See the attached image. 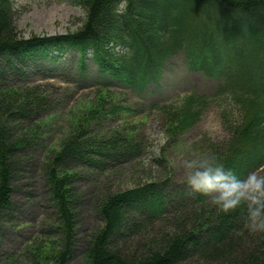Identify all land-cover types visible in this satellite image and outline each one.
Wrapping results in <instances>:
<instances>
[{"label":"trees","instance_id":"1","mask_svg":"<svg viewBox=\"0 0 264 264\" xmlns=\"http://www.w3.org/2000/svg\"><path fill=\"white\" fill-rule=\"evenodd\" d=\"M75 1L86 13L77 31L23 38L13 26L12 0H0V225L15 227L21 207L12 198L27 189L20 185L29 174L39 172L46 196L38 228L5 264H264V235L243 229L244 205L225 214L196 192L189 201L180 192L170 203L165 184L147 180L92 199L98 221L86 229L77 185L138 160V135L126 128L144 117L116 88L143 92L179 53L188 70L219 82L209 94L150 106L166 118L168 135L178 137L213 99L227 97L237 117L223 115L229 139L211 145L208 155L241 176L262 172L264 0ZM66 51L77 54L80 80L87 61L93 63L96 89L69 117L57 144L37 157L39 117L53 109L52 101L38 85L11 86L5 79L28 66L52 65Z\"/></svg>","mask_w":264,"mask_h":264},{"label":"rangeland","instance_id":"2","mask_svg":"<svg viewBox=\"0 0 264 264\" xmlns=\"http://www.w3.org/2000/svg\"><path fill=\"white\" fill-rule=\"evenodd\" d=\"M12 4L13 26L23 38L73 33L85 21V9L75 0H12ZM115 52H123V49L116 48ZM76 66L77 54L66 51L52 65L47 62L40 69L28 66L14 71L5 79L11 86L38 85L52 101L53 109L39 117L44 125L35 152L37 157H42L43 150L57 144L69 124V117L94 95L97 72L93 63L87 61L88 71L81 80L75 75ZM43 74L53 75L45 77ZM218 82L200 72L188 70L184 55L179 53L165 63L159 81L150 83L143 92L116 88L119 92H115L123 102L129 103L144 117L141 118L142 123L138 121L139 124L134 127L126 128L138 135L139 157L137 161L116 167L101 178L89 176L77 182L85 199L82 212L84 228L98 221L92 199L106 191L125 190L150 180L165 184V192L172 200L170 203L176 202L180 192L186 193L187 201L193 198L191 194L194 192L185 182L184 162L208 155L211 145H224L229 139V131L223 118L225 116L233 121L237 117V109L227 97H217L205 107L195 125L178 137L171 138L166 130V118L161 111L150 106L177 103L189 93L209 94ZM117 124L114 123V126ZM35 173L29 174L23 186L20 185V189L28 185L27 189L13 195L12 199L21 207L15 217V227L0 225V264H5L11 256L21 251L45 213L44 182L39 172ZM255 173L264 175V170ZM104 178L107 179L102 181ZM27 190L32 196L26 193Z\"/></svg>","mask_w":264,"mask_h":264},{"label":"clouds","instance_id":"3","mask_svg":"<svg viewBox=\"0 0 264 264\" xmlns=\"http://www.w3.org/2000/svg\"><path fill=\"white\" fill-rule=\"evenodd\" d=\"M183 167L191 191L210 197V204L225 214L246 206L243 229L264 235V175L250 172L241 176L214 155L185 161Z\"/></svg>","mask_w":264,"mask_h":264}]
</instances>
